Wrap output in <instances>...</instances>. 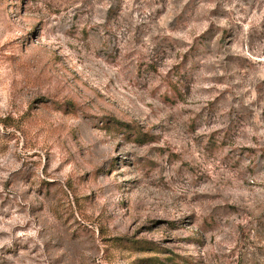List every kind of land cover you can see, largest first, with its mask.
Listing matches in <instances>:
<instances>
[{"label":"rangeland","instance_id":"374dc122","mask_svg":"<svg viewBox=\"0 0 264 264\" xmlns=\"http://www.w3.org/2000/svg\"><path fill=\"white\" fill-rule=\"evenodd\" d=\"M0 264H264V0H0Z\"/></svg>","mask_w":264,"mask_h":264}]
</instances>
